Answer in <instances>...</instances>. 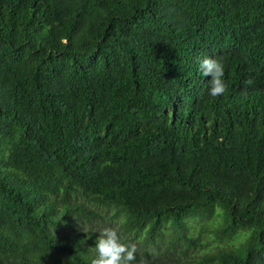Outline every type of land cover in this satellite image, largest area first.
Listing matches in <instances>:
<instances>
[{
  "label": "trees",
  "instance_id": "1",
  "mask_svg": "<svg viewBox=\"0 0 264 264\" xmlns=\"http://www.w3.org/2000/svg\"><path fill=\"white\" fill-rule=\"evenodd\" d=\"M99 211L132 264H264V0H0V264H91Z\"/></svg>",
  "mask_w": 264,
  "mask_h": 264
},
{
  "label": "clouds",
  "instance_id": "2",
  "mask_svg": "<svg viewBox=\"0 0 264 264\" xmlns=\"http://www.w3.org/2000/svg\"><path fill=\"white\" fill-rule=\"evenodd\" d=\"M198 72L209 80L208 95L219 97L226 93L224 65L215 58L205 57L198 61ZM97 256L91 264H132L136 259V246L122 243V237L114 228H105L95 241Z\"/></svg>",
  "mask_w": 264,
  "mask_h": 264
},
{
  "label": "rangeland",
  "instance_id": "3",
  "mask_svg": "<svg viewBox=\"0 0 264 264\" xmlns=\"http://www.w3.org/2000/svg\"><path fill=\"white\" fill-rule=\"evenodd\" d=\"M100 216L99 217H94L91 219V221L93 222V228L94 231L98 234L99 237V233L105 229V228H114L118 231L119 235L121 234V230H120V219L117 218L115 220H112V216H113V212H104V211H99ZM112 225V226H111ZM212 227V226H211ZM196 228V227H195ZM195 228L191 229L190 232H194V234L196 235L198 232H200L201 230L199 228H197L195 230ZM212 230H215V227L211 228ZM203 236L205 237L206 243L207 244H215V238L213 235H210V233L206 232L203 233ZM131 238V235H124L122 236V243L126 238ZM170 238V235L167 234L165 240L167 241ZM143 236L138 237L135 242L133 243L134 245H136V249L140 250L139 252L142 253L144 245H143ZM212 247V246H211ZM166 249L167 247L164 246V244H162V251H165V257H162L161 262H167V263H178V264H192L193 261H197V259L203 255L206 251H208L209 249L205 246H200L198 247L196 250H190L188 252H181L179 249H181V245H178L177 248V252L176 253H166ZM151 251H153L150 248ZM160 252V251H159ZM162 253V252H161ZM164 254V253H162ZM169 254L172 255V257H168ZM168 255V256H167ZM171 259V260H170ZM194 264V263H193Z\"/></svg>",
  "mask_w": 264,
  "mask_h": 264
}]
</instances>
